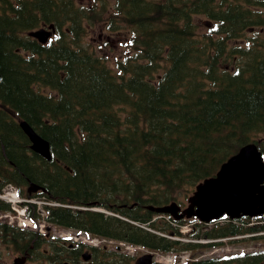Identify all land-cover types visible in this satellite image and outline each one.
<instances>
[{
    "label": "trees",
    "instance_id": "16d2710c",
    "mask_svg": "<svg viewBox=\"0 0 264 264\" xmlns=\"http://www.w3.org/2000/svg\"><path fill=\"white\" fill-rule=\"evenodd\" d=\"M96 1L15 0L0 14V180L33 181L62 205L96 203L145 225L48 207L59 226L163 253L190 250L168 237L181 236L185 221H153L145 206L182 201L244 144L257 142L264 154V0ZM37 22H54L58 39L21 36ZM99 23L125 33L131 54L116 71L87 44ZM18 118L50 141L53 161L30 153ZM260 229L227 220L207 236ZM189 264H264V254Z\"/></svg>",
    "mask_w": 264,
    "mask_h": 264
},
{
    "label": "water",
    "instance_id": "95a60500",
    "mask_svg": "<svg viewBox=\"0 0 264 264\" xmlns=\"http://www.w3.org/2000/svg\"><path fill=\"white\" fill-rule=\"evenodd\" d=\"M33 36L45 43L50 33L40 30ZM24 132L33 142L32 149L48 160L52 159L50 143L42 138L27 121L20 123ZM40 187L32 186L29 191ZM157 213H170L180 219L196 216L202 222L210 223L228 215L231 219L244 216L264 215V158L254 143L246 144L221 165L215 177L205 179L197 186L189 199V206L180 214L176 204L150 207ZM153 255L141 257L136 264H152Z\"/></svg>",
    "mask_w": 264,
    "mask_h": 264
},
{
    "label": "rangeland",
    "instance_id": "374dc122",
    "mask_svg": "<svg viewBox=\"0 0 264 264\" xmlns=\"http://www.w3.org/2000/svg\"><path fill=\"white\" fill-rule=\"evenodd\" d=\"M84 4L86 3H89L88 0H81ZM90 1V0H89ZM100 0H97L96 2H98ZM108 6H113L115 1L113 0H104ZM82 3V4H83ZM14 5V4H13ZM89 5V4H88ZM110 13L112 14L113 13V10L112 8H109L106 12V15L105 17L108 18ZM197 22H198V25H199V32L200 33H204V32H207L208 31V27H207V24H206V18L201 16V17H198L197 19ZM64 28H67V25L64 27ZM258 30L255 31V34H258L259 33V28H257ZM89 32H88V36L86 38L87 40V44L90 43L91 47L94 48L95 50H98V53L99 54H103L106 58L109 59L110 61V66L113 68L114 71L117 70V61L126 57L127 55L131 54L129 53V50L130 48L127 47L126 45V42H125V33L123 30V32H117V31H112L110 30V27L108 26V24H94L92 26H90V28H88ZM203 30V31H202ZM202 31V32H201ZM264 36V34H263ZM22 37H24L25 39L27 40H33L30 36H29V32H24L22 34ZM253 37V36H252ZM56 36L52 39V41H55L56 39ZM51 42V41H50ZM106 44V45H105ZM22 54L25 55V56H28L29 54L25 51H22ZM226 67H230L231 64L230 62H227L226 64ZM7 187H10L11 186L9 185H5L1 191V195H3L4 193V197L6 196H10L9 194H7V192L5 191L6 189H8ZM19 190V189H18ZM25 191V190H24ZM19 198L21 199V201H24V200H27L26 197L24 196H19ZM43 201L44 199L42 198H34V200H36V202H40V210L43 212V214L45 215V211L42 210V205L43 203L40 201ZM1 200V198H0ZM188 199L184 198V200L180 201L179 203L185 207L187 205V201ZM3 201V200H1ZM5 201V200H4ZM6 202H8L6 200ZM19 210L23 209L25 210L26 212V207L23 206V207H17ZM96 210H99V211H102V212H105V213H108V214H111L110 211H108L107 209H104V208H95ZM10 214L11 216V219L13 218L14 219V216H12V213L10 212H3V211H0V217H3L2 221L0 222H3V221H9V218H6L5 219V215H8ZM3 215V216H2ZM47 217V214L45 216H43V220ZM25 220L28 219L27 217L24 218ZM45 221V220H44ZM40 222V224H44L46 225V227L49 226L48 223L46 222ZM249 224H246L245 226L247 228H250L252 226H258V225H261L263 222H261L260 220H250L248 222ZM25 228V227H24ZM191 225L186 223L184 225H182L181 227V230L188 234L187 237L184 238V240L186 241H189V240H193L191 238H189V235L190 234H197V229H194V231L191 230ZM213 228V225H209V226H206V227H203V228H199V233L201 234V237H203L207 231H210L211 229ZM54 232V231H53ZM65 230L62 229V228H58V234L59 233H64ZM247 236L245 237H241V239H238L236 240L235 242H228V243H224L222 244L221 246H218L216 247L217 250L213 249V248H198L196 250H194L193 252H182L180 255H174V256H179L177 257L179 260L174 262V263H171V264H176V263H184V262H187L189 261L190 259H192L193 257L194 258H197V259H200L202 258V256H204V258H207V257H223V256H226V255H237V254H240V253H255V252H264V235H261V234H246ZM194 242H205L207 241L206 238H198L196 240H193ZM6 246L7 244H2L0 243V255L1 254H5L7 251H6ZM110 249L112 250H116V246H110L109 247ZM122 255L124 256H131V263H135V261L144 254V250H136L134 254H131V252H128L125 247H122V249L120 250ZM161 254H157L156 256V260L158 262H160L161 264H170V263H167V259L165 257H167L168 255H164L165 257L162 259V257H158L160 256ZM190 255V256H189ZM124 256H120L121 259H124V261L122 262V264H129V259L128 258H125ZM169 256H173V255H169ZM185 256H188V257H185ZM118 264H120L118 262Z\"/></svg>",
    "mask_w": 264,
    "mask_h": 264
},
{
    "label": "flooded vegetation",
    "instance_id": "af4514ba",
    "mask_svg": "<svg viewBox=\"0 0 264 264\" xmlns=\"http://www.w3.org/2000/svg\"><path fill=\"white\" fill-rule=\"evenodd\" d=\"M13 245H9L7 252L0 255V264H105L100 260L104 249L102 251L79 242L58 240V236L51 232L27 233L25 240L19 244L20 250L16 252Z\"/></svg>",
    "mask_w": 264,
    "mask_h": 264
},
{
    "label": "bare ground",
    "instance_id": "6f19581e",
    "mask_svg": "<svg viewBox=\"0 0 264 264\" xmlns=\"http://www.w3.org/2000/svg\"><path fill=\"white\" fill-rule=\"evenodd\" d=\"M46 219V218H45ZM59 228V227H58ZM166 258V257H165ZM163 259V258H162ZM168 263H172L174 261V258L173 257H169V258H166ZM165 260V259H163Z\"/></svg>",
    "mask_w": 264,
    "mask_h": 264
}]
</instances>
